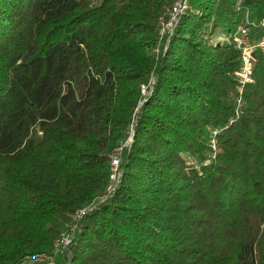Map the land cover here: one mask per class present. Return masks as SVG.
I'll return each instance as SVG.
<instances>
[{
    "label": "trees",
    "instance_id": "1",
    "mask_svg": "<svg viewBox=\"0 0 264 264\" xmlns=\"http://www.w3.org/2000/svg\"><path fill=\"white\" fill-rule=\"evenodd\" d=\"M176 1L0 0V264H264V0Z\"/></svg>",
    "mask_w": 264,
    "mask_h": 264
},
{
    "label": "built area",
    "instance_id": "2",
    "mask_svg": "<svg viewBox=\"0 0 264 264\" xmlns=\"http://www.w3.org/2000/svg\"><path fill=\"white\" fill-rule=\"evenodd\" d=\"M192 0H177L175 4L169 9L167 16L162 20L161 33L162 35H171L177 23L179 22L182 14L185 13L189 8H191ZM249 13V12H248ZM247 13V14H248ZM262 25L264 26V18L262 20ZM250 27L242 24L236 28L226 39L232 41L236 44L237 48L241 50V66L239 70V80L241 86L245 85L251 80L252 77V67L256 61V52L259 50L264 55V35L262 38L253 43L250 36ZM242 92V89L240 90ZM132 141V137L129 138ZM214 147L216 148L215 142L213 140ZM217 149V148H216ZM119 161L118 159L113 160V170L114 174L112 178L115 179L116 173L118 171ZM111 189V186L109 187ZM84 211L79 212L78 216L83 214ZM69 236H66L63 240L64 244L69 243Z\"/></svg>",
    "mask_w": 264,
    "mask_h": 264
}]
</instances>
